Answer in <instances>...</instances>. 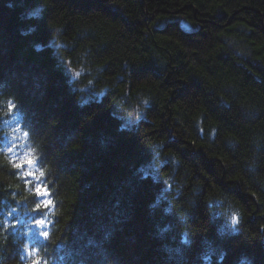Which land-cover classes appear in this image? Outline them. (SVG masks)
<instances>
[{
    "label": "trees",
    "instance_id": "obj_1",
    "mask_svg": "<svg viewBox=\"0 0 264 264\" xmlns=\"http://www.w3.org/2000/svg\"><path fill=\"white\" fill-rule=\"evenodd\" d=\"M0 264H264V0H0Z\"/></svg>",
    "mask_w": 264,
    "mask_h": 264
},
{
    "label": "snow or ice",
    "instance_id": "obj_2",
    "mask_svg": "<svg viewBox=\"0 0 264 264\" xmlns=\"http://www.w3.org/2000/svg\"><path fill=\"white\" fill-rule=\"evenodd\" d=\"M27 135V134H26ZM24 163L25 164H27V165H29V166H32L34 163H35V160L34 159H26L25 161H24ZM24 166V164H16V167L17 168H21V167H23ZM29 175H32L31 173H29ZM41 175H43V173H41ZM37 195L38 196H46V195H48V193H47V190L46 189H44V188H42V187H38L37 188ZM51 204V201L49 200V201H45V206H48V205H50ZM39 223H43L42 221H40ZM45 235H47V233H45Z\"/></svg>",
    "mask_w": 264,
    "mask_h": 264
},
{
    "label": "rangeland",
    "instance_id": "obj_3",
    "mask_svg": "<svg viewBox=\"0 0 264 264\" xmlns=\"http://www.w3.org/2000/svg\"><path fill=\"white\" fill-rule=\"evenodd\" d=\"M71 74H72V77L74 76H76V75H74V73L73 72H71ZM127 120H129V119H127ZM130 124H131V121H128ZM129 126V125H128ZM131 126H133V125H130L129 127H131Z\"/></svg>",
    "mask_w": 264,
    "mask_h": 264
}]
</instances>
